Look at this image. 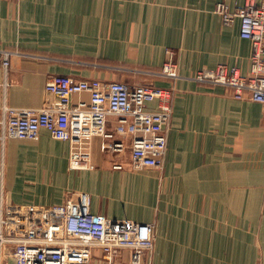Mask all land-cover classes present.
<instances>
[{
	"label": "crops",
	"instance_id": "obj_1",
	"mask_svg": "<svg viewBox=\"0 0 264 264\" xmlns=\"http://www.w3.org/2000/svg\"><path fill=\"white\" fill-rule=\"evenodd\" d=\"M247 1L0 0V80L10 83L0 87V107L43 108L52 75L174 91L161 169L135 168L130 150H105L100 137L94 167L77 170L70 143L46 129L37 140H8L4 189L14 213L47 220L67 194L88 192L94 213L156 223L151 264H264V106L192 79L222 64L249 72L252 43L241 20L227 25L216 11L221 2L234 11ZM169 49L175 80L161 75ZM129 260L125 251L114 264ZM0 264L19 262L6 248ZM91 264L109 263L97 248Z\"/></svg>",
	"mask_w": 264,
	"mask_h": 264
},
{
	"label": "built area",
	"instance_id": "obj_2",
	"mask_svg": "<svg viewBox=\"0 0 264 264\" xmlns=\"http://www.w3.org/2000/svg\"><path fill=\"white\" fill-rule=\"evenodd\" d=\"M216 11L227 25L236 18L241 20V35L252 43L250 70L243 74L237 66L222 64L200 69L192 79L226 87L235 98L251 99L264 106V0H248L234 11L221 2ZM168 54L161 75L175 80L181 75L173 51L169 49ZM3 62L5 68L10 66L9 53H5ZM9 85L6 79L0 80L4 90ZM46 90L49 98L41 109H17L6 104L0 107V250L10 248L19 264H91L97 248L109 264L119 260L125 251L130 252L129 264H151L156 223L94 213L88 192H79L78 199L67 194L63 202L51 208L47 220L16 215L4 189L3 151L8 140H37L46 129L53 138L70 143L73 170L94 167L91 157L97 137L102 139L105 150H130L135 168L161 169L172 121L173 89L52 75ZM86 92L88 100L73 99ZM153 101L158 102L157 107L150 109L148 103ZM113 116L116 121L112 124Z\"/></svg>",
	"mask_w": 264,
	"mask_h": 264
}]
</instances>
